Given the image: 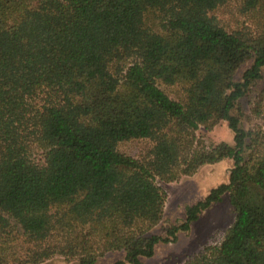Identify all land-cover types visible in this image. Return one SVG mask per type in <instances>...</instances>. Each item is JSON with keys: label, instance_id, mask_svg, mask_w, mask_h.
<instances>
[{"label": "trees", "instance_id": "1", "mask_svg": "<svg viewBox=\"0 0 264 264\" xmlns=\"http://www.w3.org/2000/svg\"><path fill=\"white\" fill-rule=\"evenodd\" d=\"M231 1L247 25L215 16ZM263 70L264 0H0V264H144L224 195L233 223L184 264H264V129L242 125L264 118ZM220 122L233 144L207 146ZM137 139L142 158L119 152ZM226 159L227 183L152 234L159 183Z\"/></svg>", "mask_w": 264, "mask_h": 264}, {"label": "rangeland", "instance_id": "2", "mask_svg": "<svg viewBox=\"0 0 264 264\" xmlns=\"http://www.w3.org/2000/svg\"><path fill=\"white\" fill-rule=\"evenodd\" d=\"M215 16L222 25L227 28L239 27L246 23L244 18L236 13L235 1H231L228 6L215 12ZM241 68L237 74L240 78ZM264 75V70H263ZM160 88L171 98L177 99L178 89L160 85ZM255 93L252 94L254 97ZM248 98L241 100L242 109L245 114H250ZM251 117V120L244 119L243 127H259L264 129V118ZM198 138L207 146L220 142L233 144V134L228 129L226 122H220L207 131L199 129ZM152 144L144 139L131 140L119 143L118 150L121 153L134 158H142L151 148ZM232 161L229 159L215 164L202 166L193 176L183 177L174 183H159L166 192L167 199L164 207L162 221L152 229L155 235H164L172 224H180L184 220V212L187 206H191L202 200L212 188L220 184L227 183ZM234 220V211L228 202L227 195H224L220 203L212 205L205 210L199 219L192 223L188 232H178L174 243H159L155 247L154 255L151 258H142L144 264H184L190 258L201 252L206 246L217 245L224 238V234ZM123 258V253L113 252L101 258L96 264H112L114 261ZM43 264H78L77 262H66L60 257H56Z\"/></svg>", "mask_w": 264, "mask_h": 264}]
</instances>
